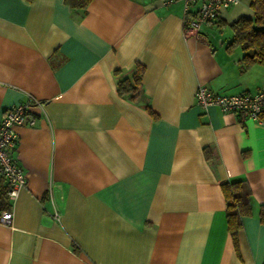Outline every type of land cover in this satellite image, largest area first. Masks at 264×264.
<instances>
[{"label": "crops", "instance_id": "1", "mask_svg": "<svg viewBox=\"0 0 264 264\" xmlns=\"http://www.w3.org/2000/svg\"><path fill=\"white\" fill-rule=\"evenodd\" d=\"M190 16L181 1L0 0V121L40 103L34 126L14 128L26 182L0 225V264H263L264 123L194 100L198 85L264 87V64L229 46L228 27L253 13L240 0L199 40L184 37ZM136 67L130 101L116 83ZM235 180L251 190L237 251L220 188Z\"/></svg>", "mask_w": 264, "mask_h": 264}, {"label": "built area", "instance_id": "2", "mask_svg": "<svg viewBox=\"0 0 264 264\" xmlns=\"http://www.w3.org/2000/svg\"><path fill=\"white\" fill-rule=\"evenodd\" d=\"M166 4L181 1L184 15L191 16L184 20V37L200 39L199 30L205 23L214 21L222 9H227L240 0H164ZM195 104L202 110L218 107L222 112L240 114L245 119L260 121L264 112V87L255 93L224 95L216 93L206 86L198 85L194 95ZM40 103L32 98L8 109L0 121V176L6 182L8 200L13 199L17 191L25 185L26 179L22 167L13 157L17 144L14 128L16 126H34L36 114L32 108ZM54 211V217L57 218ZM12 213L0 211V225L9 226Z\"/></svg>", "mask_w": 264, "mask_h": 264}, {"label": "trees", "instance_id": "3", "mask_svg": "<svg viewBox=\"0 0 264 264\" xmlns=\"http://www.w3.org/2000/svg\"><path fill=\"white\" fill-rule=\"evenodd\" d=\"M29 1V0H28ZM92 0H65L72 9L85 10ZM252 18L240 17L230 25L232 40L229 46H237L243 52L247 62L264 64V0H249ZM142 68L136 67L130 77L117 81L116 91L119 96L130 101L140 97ZM146 110L152 114L150 107ZM264 123V112L259 116ZM208 161L213 165L212 153L204 149ZM1 181L3 177L0 176ZM220 188L225 201V216L228 232L237 251V233L241 228V219L251 212V190L245 180L225 181L220 183ZM7 185L0 182V211L9 210V200L6 196ZM260 221L264 224V204L260 208ZM264 264V260H263Z\"/></svg>", "mask_w": 264, "mask_h": 264}, {"label": "rangeland", "instance_id": "4", "mask_svg": "<svg viewBox=\"0 0 264 264\" xmlns=\"http://www.w3.org/2000/svg\"><path fill=\"white\" fill-rule=\"evenodd\" d=\"M230 29V27H228Z\"/></svg>", "mask_w": 264, "mask_h": 264}]
</instances>
